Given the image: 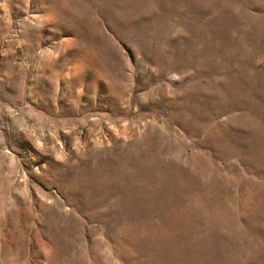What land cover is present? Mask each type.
Instances as JSON below:
<instances>
[{
	"label": "rangeland",
	"instance_id": "1",
	"mask_svg": "<svg viewBox=\"0 0 264 264\" xmlns=\"http://www.w3.org/2000/svg\"><path fill=\"white\" fill-rule=\"evenodd\" d=\"M0 264H264V0H0Z\"/></svg>",
	"mask_w": 264,
	"mask_h": 264
}]
</instances>
